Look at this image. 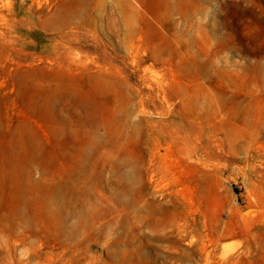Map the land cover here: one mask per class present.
Segmentation results:
<instances>
[{
  "label": "rangeland",
  "instance_id": "1",
  "mask_svg": "<svg viewBox=\"0 0 264 264\" xmlns=\"http://www.w3.org/2000/svg\"><path fill=\"white\" fill-rule=\"evenodd\" d=\"M0 264H264V0H0Z\"/></svg>",
  "mask_w": 264,
  "mask_h": 264
}]
</instances>
